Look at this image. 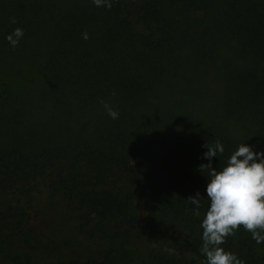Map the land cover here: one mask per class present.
Here are the masks:
<instances>
[{
    "label": "trees",
    "instance_id": "obj_1",
    "mask_svg": "<svg viewBox=\"0 0 264 264\" xmlns=\"http://www.w3.org/2000/svg\"><path fill=\"white\" fill-rule=\"evenodd\" d=\"M217 140L264 152V0H0V264H205Z\"/></svg>",
    "mask_w": 264,
    "mask_h": 264
},
{
    "label": "clouds",
    "instance_id": "obj_2",
    "mask_svg": "<svg viewBox=\"0 0 264 264\" xmlns=\"http://www.w3.org/2000/svg\"><path fill=\"white\" fill-rule=\"evenodd\" d=\"M93 3L97 7L112 8V0H93ZM11 23H16L15 18ZM23 36V29L16 28L7 40L15 48ZM82 38L89 39L88 33H82ZM101 103L112 119H118L117 111L107 103ZM204 147L208 149L204 158L209 163L200 165L199 171L207 170L210 179L206 187L209 207L201 224V254L206 257L205 264H245L221 245L229 236H235L241 227L252 234L257 244L264 243V152H255L242 143L230 156L227 165L218 171L212 166L211 159L223 154V144L217 140L214 146L206 143ZM203 200L199 192L187 200L195 206L193 214L197 217Z\"/></svg>",
    "mask_w": 264,
    "mask_h": 264
},
{
    "label": "rangeland",
    "instance_id": "obj_3",
    "mask_svg": "<svg viewBox=\"0 0 264 264\" xmlns=\"http://www.w3.org/2000/svg\"><path fill=\"white\" fill-rule=\"evenodd\" d=\"M130 163H134V162H136L137 160H138V158L137 157H135V158H128L127 159ZM43 204L41 205V206H44L45 204V202L43 201L42 202ZM43 218V217H42ZM41 219V218H40ZM37 227H40V229L42 228V226H41V223H40V221H38V223H37ZM40 231H42V229L40 230Z\"/></svg>",
    "mask_w": 264,
    "mask_h": 264
}]
</instances>
